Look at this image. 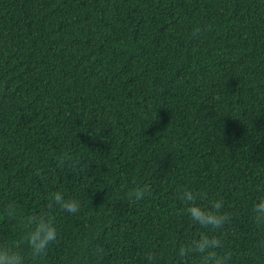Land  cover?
Returning <instances> with one entry per match:
<instances>
[{
    "label": "trees",
    "instance_id": "obj_1",
    "mask_svg": "<svg viewBox=\"0 0 264 264\" xmlns=\"http://www.w3.org/2000/svg\"><path fill=\"white\" fill-rule=\"evenodd\" d=\"M183 188L223 200L230 264H264V0H0V240L24 264H198ZM41 212L58 238L34 258Z\"/></svg>",
    "mask_w": 264,
    "mask_h": 264
},
{
    "label": "clouds",
    "instance_id": "obj_2",
    "mask_svg": "<svg viewBox=\"0 0 264 264\" xmlns=\"http://www.w3.org/2000/svg\"><path fill=\"white\" fill-rule=\"evenodd\" d=\"M59 162L61 166L65 162L74 164L72 156L67 153L59 158ZM149 194L150 186L147 183H137L126 195L130 200L141 201ZM203 198L202 193L195 192L190 188H183L179 192V199L187 205L184 211L194 224L206 231L200 232L197 238L181 244L176 250V255L181 261H187L189 257L196 255L199 258L198 264H230L232 254L228 251H219L222 248V240L216 234L230 220V214L223 211L224 202L222 199L210 201L206 205L196 202ZM49 201L50 205L54 204L69 213L75 214L80 211L79 202L71 198L65 199L61 191L51 193ZM252 213L256 224L264 226V195L258 197L252 204ZM3 215L9 219H16V206L9 205ZM21 219L25 227L24 241L31 251V256L34 258L44 257L49 245L58 238L54 218L41 212ZM159 259L160 256L157 252L149 251L141 257V262L142 264H157ZM0 264H24V257L15 246L5 240H0Z\"/></svg>",
    "mask_w": 264,
    "mask_h": 264
}]
</instances>
